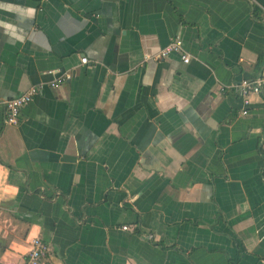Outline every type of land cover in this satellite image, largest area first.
<instances>
[{
	"label": "crops",
	"instance_id": "obj_1",
	"mask_svg": "<svg viewBox=\"0 0 264 264\" xmlns=\"http://www.w3.org/2000/svg\"><path fill=\"white\" fill-rule=\"evenodd\" d=\"M260 76L264 0H0V264H264Z\"/></svg>",
	"mask_w": 264,
	"mask_h": 264
},
{
	"label": "built area",
	"instance_id": "obj_2",
	"mask_svg": "<svg viewBox=\"0 0 264 264\" xmlns=\"http://www.w3.org/2000/svg\"><path fill=\"white\" fill-rule=\"evenodd\" d=\"M170 53H178L180 55V59L184 63H188L190 61V57L188 53L184 51L182 40L179 36H175L165 47L152 54L150 59L157 62L165 58ZM80 62L82 64H86L87 58L81 57ZM49 73L53 72L49 71ZM69 78L70 75L65 73L56 75L48 83L39 82L31 85L25 92L17 97L5 100L3 104L4 123L7 125H17L22 109L29 105L34 97L39 94L45 86L57 88ZM234 86L238 90L244 105L241 113L245 115L248 113V104L250 102L249 95L252 93H260L264 90V76L253 79H241L239 82L235 83ZM122 229L131 230V228L127 225L122 226ZM51 251L52 249L50 245L43 242L40 237H34L30 242V249L27 254V260L24 264H38L41 260L51 255Z\"/></svg>",
	"mask_w": 264,
	"mask_h": 264
}]
</instances>
